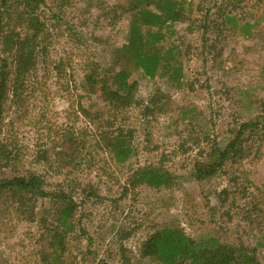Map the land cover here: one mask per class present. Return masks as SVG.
<instances>
[{"label":"rangeland","instance_id":"374dc122","mask_svg":"<svg viewBox=\"0 0 264 264\" xmlns=\"http://www.w3.org/2000/svg\"><path fill=\"white\" fill-rule=\"evenodd\" d=\"M20 2H9L1 28L13 40L35 30L25 43L35 66L16 98L10 88L3 104L0 150L7 159H0V178L39 176L45 192L71 197L73 228L56 252L58 264H160L141 249L164 227L196 243L234 247L238 262L264 264L260 128L244 135L235 159L214 176L190 178L239 124L258 118L264 128V0L168 1L184 19L166 21L157 44L176 48L178 63L170 66L179 68V80L150 79L124 63L134 93L124 107L99 92L86 94L81 79L87 62L100 72L121 68L112 65L113 51L128 42L131 16L120 8L130 2L44 0L25 8ZM34 19L37 26L26 33ZM8 55L0 45V60L10 62ZM116 134L127 136L131 149L122 163L101 136ZM146 168L166 172L167 185L132 186L129 180ZM57 212L52 199L0 189V264H44L51 230L62 228Z\"/></svg>","mask_w":264,"mask_h":264},{"label":"trees","instance_id":"16d2710c","mask_svg":"<svg viewBox=\"0 0 264 264\" xmlns=\"http://www.w3.org/2000/svg\"><path fill=\"white\" fill-rule=\"evenodd\" d=\"M13 0H0V45L2 51L8 53V58L0 60V127L2 123L3 104L7 100L10 88L12 93L17 96V87H21L22 82L30 76V72L35 66V55L25 50V43L31 38L36 37L35 30L32 35L19 39V36L13 40L11 34L2 32V23L4 13L9 2ZM20 4L37 7L44 3V0H20ZM129 5L121 7V11L129 12L131 16L129 24L128 42L125 46L115 49L113 52L116 65L121 67L114 72L111 69L100 72L98 65L88 64L83 70L82 88L85 93L99 92L102 97L113 105L124 107L131 103L134 97L131 86L128 83L129 70L122 64L131 65L135 70H141L142 73L150 79H155L158 75L166 76L173 81L179 80V68H172L171 62L178 63L176 59V48L169 47L165 51L160 48L159 42L164 38V26L166 21L170 23L182 21L184 19L180 9H174L170 0H127ZM15 2V1H14ZM182 7V6H179ZM154 9V10H152ZM4 12V13H2ZM34 25V26H33ZM37 26V21L26 26V33ZM152 28H157L151 32ZM145 31H144V30ZM3 33V34H2ZM151 33V34H150ZM148 34V35H147ZM150 34V35H149ZM172 32L170 31L171 35ZM153 36V39H148ZM17 46V47H16ZM16 47V48H14ZM13 48L16 49L14 53ZM122 54L118 56V54ZM167 58V59H166ZM161 68V74L159 69ZM264 109V107H263ZM261 122L258 118L239 124L234 132L233 137L228 141L226 146L220 149L214 145V154L207 162L196 163L190 178L194 181H200L214 176L222 165L229 159H235L242 139L246 133L254 134L258 128L261 130V136H264V128L260 127ZM259 130V131H260ZM106 147L116 163H122L128 159L131 154L128 137L116 134L107 138L101 135ZM4 154L5 150H4ZM7 159L0 150V159ZM170 179L166 172L156 168H146L137 171L132 180H129L132 186L144 184L150 187L159 188L166 186ZM43 180L39 176H12L8 179L0 178V189L9 191H19L22 193H33L38 197L49 198L55 201L58 206L57 215L62 228L55 227L51 235V241L47 242L50 254L42 256L44 264H58L56 252L63 251V237L73 228L71 218L76 208L71 197L63 190L45 192L43 190ZM260 192V188H255ZM87 196L96 198L97 192L89 189ZM262 199V197H260ZM235 249L231 246L221 249L216 244L215 239L206 243H196L187 238L182 232L172 228H160L156 230L142 245L141 255L155 258L160 264H181L183 262H192L194 264H250L252 258H243L240 262L235 257ZM52 256V257H51Z\"/></svg>","mask_w":264,"mask_h":264}]
</instances>
